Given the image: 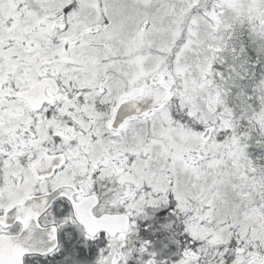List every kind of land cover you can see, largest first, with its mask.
Returning a JSON list of instances; mask_svg holds the SVG:
<instances>
[{"label": "snow or ice", "instance_id": "6c2138e0", "mask_svg": "<svg viewBox=\"0 0 264 264\" xmlns=\"http://www.w3.org/2000/svg\"><path fill=\"white\" fill-rule=\"evenodd\" d=\"M0 264H264V0H0Z\"/></svg>", "mask_w": 264, "mask_h": 264}]
</instances>
